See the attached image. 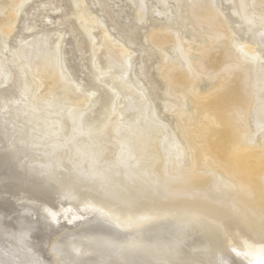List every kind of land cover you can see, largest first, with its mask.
I'll return each instance as SVG.
<instances>
[{"label": "bare ground", "instance_id": "obj_1", "mask_svg": "<svg viewBox=\"0 0 264 264\" xmlns=\"http://www.w3.org/2000/svg\"><path fill=\"white\" fill-rule=\"evenodd\" d=\"M30 1L0 0L2 47ZM70 1L92 75L111 74L112 94L99 123L79 124L90 98L60 60L61 34L52 45L20 41L11 60L0 57V148L19 172L0 155V264H264V231L254 222L264 213V144L256 140L264 143V71L255 45L234 39L219 0H185L200 45L172 30L150 35L158 49L176 50L179 67L162 62L167 84L194 106L187 114L176 99L180 144L130 79V47L82 0ZM229 1L249 30L259 21L255 38L264 43V0ZM202 75L211 81L204 93ZM128 109L142 117L131 127ZM23 177L42 184L25 194L7 184Z\"/></svg>", "mask_w": 264, "mask_h": 264}, {"label": "rangeland", "instance_id": "obj_2", "mask_svg": "<svg viewBox=\"0 0 264 264\" xmlns=\"http://www.w3.org/2000/svg\"><path fill=\"white\" fill-rule=\"evenodd\" d=\"M82 1L85 7L103 22L102 28L104 30H109L116 40L130 47L133 52L131 68L128 74L130 79L132 81L138 80L141 83L150 102L151 115H153L154 119L157 118L163 126L168 124V127L174 128L173 134L176 143L181 144L183 140L180 138L178 130L175 129L178 126L176 117L178 114L175 109L176 99L182 100L180 105L187 109V114L192 111L194 106L189 102L190 98L186 94L170 90L167 84L166 79H172V77H167L165 72L167 64H162V62L164 59L167 61V58H169L171 60L170 64L173 67H179L172 62V59L176 58V50L171 44H166L158 49L151 43L149 37L156 32L172 30L176 31L183 41L190 42L192 45L201 44V39L199 38L200 32L197 31L196 27H194V30L192 29L193 26L186 16L185 0H181V10H179V5H177L175 0ZM139 5H141L143 10L145 9V13L142 16L139 15V10H137ZM219 7L228 22L234 39L243 44L255 45L260 55L261 70L264 71V43L255 38L256 34L261 33V29L257 26V22L259 21H256V25L252 27L253 29L249 30L234 11L233 5L229 0H219ZM73 10V3L70 0H31L27 2L16 18L14 29L7 36V39H5L6 46L3 45L2 47V44H0V57L7 61L11 60L13 53H10V51L17 48L20 41L30 42L32 39L44 37L43 39H46L52 45L56 36L61 34L62 38L59 46L61 51L60 60L63 61L72 79L76 83H79V95L89 96L90 98L88 107L84 109L83 114L81 113L82 116L79 124L90 127V124L95 125L103 119L108 108L112 93L106 82L111 81L112 75L109 73L92 75L94 68L91 62L92 56L89 49L88 36L76 22ZM94 35L98 40L100 30H95ZM198 51L195 50V52ZM105 53L104 49H100L96 53L97 62L101 67H104L105 62H107V55ZM121 70H117L120 76L118 74H115V76H125L124 72L120 73ZM110 72L113 74L116 71ZM26 77V82L30 81V76L26 74ZM261 82L263 83V80ZM197 84L198 89L203 90L202 92L204 93L211 85V81L202 75ZM262 90L263 88H261ZM123 97L121 95L122 100L124 99ZM132 103L135 104L134 101ZM137 111L136 109L126 110L125 115H129V118H126L127 122L130 123L129 127L141 117H132V115L138 114ZM250 124L253 126L254 123L251 121ZM92 132H95V130ZM256 140L258 144H264L261 143V134H259ZM12 152L14 151H11V154H13ZM0 155L4 157L8 172L14 176H18V168H14L16 164L9 161L7 149L0 148ZM27 183L25 177H23L22 180L14 183V186L12 183L7 184L13 188H18L20 194H25V191L34 192L39 188L38 185L42 184L41 182H37L34 185L35 188H33L27 186ZM129 197L131 198L132 196ZM259 213L261 218L254 219V222L260 224L261 230L264 231V213Z\"/></svg>", "mask_w": 264, "mask_h": 264}]
</instances>
